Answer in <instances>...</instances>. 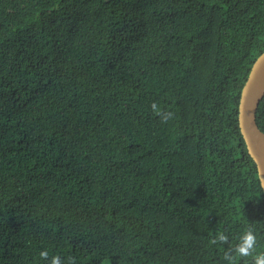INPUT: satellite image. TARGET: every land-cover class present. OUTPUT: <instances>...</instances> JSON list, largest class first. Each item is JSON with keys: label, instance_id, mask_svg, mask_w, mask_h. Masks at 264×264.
<instances>
[{"label": "trees", "instance_id": "16d2710c", "mask_svg": "<svg viewBox=\"0 0 264 264\" xmlns=\"http://www.w3.org/2000/svg\"><path fill=\"white\" fill-rule=\"evenodd\" d=\"M263 49L264 0H0V264H228L247 226L264 251L236 120Z\"/></svg>", "mask_w": 264, "mask_h": 264}, {"label": "water", "instance_id": "95a60500", "mask_svg": "<svg viewBox=\"0 0 264 264\" xmlns=\"http://www.w3.org/2000/svg\"><path fill=\"white\" fill-rule=\"evenodd\" d=\"M264 94V49L253 59L237 100L236 120L248 155L254 162L264 195V132L255 121L256 106Z\"/></svg>", "mask_w": 264, "mask_h": 264}, {"label": "clouds", "instance_id": "9594fccd", "mask_svg": "<svg viewBox=\"0 0 264 264\" xmlns=\"http://www.w3.org/2000/svg\"><path fill=\"white\" fill-rule=\"evenodd\" d=\"M152 111L158 115L164 123L173 117L172 112H162L159 106L153 102L151 105ZM210 244H228V236L221 232L209 241ZM258 236L251 226H247L238 238L237 243L231 247L230 251H225L223 259L228 264H236L237 259L243 260V264H264V251H257ZM39 257L42 260H47L48 264H65L59 255H53L49 259L47 250H41ZM67 264H76L74 257L67 258Z\"/></svg>", "mask_w": 264, "mask_h": 264}]
</instances>
